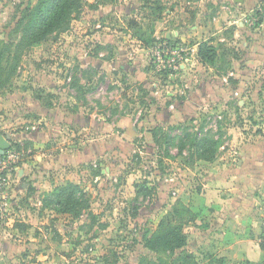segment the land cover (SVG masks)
Returning a JSON list of instances; mask_svg holds the SVG:
<instances>
[{
  "label": "rangeland",
  "instance_id": "374dc122",
  "mask_svg": "<svg viewBox=\"0 0 264 264\" xmlns=\"http://www.w3.org/2000/svg\"><path fill=\"white\" fill-rule=\"evenodd\" d=\"M36 2L0 0V134L25 170L0 197V264H264V65L246 50L264 0H80L30 44L16 23ZM193 135L217 140L214 160L191 154ZM55 178L91 211L46 204L55 187L32 182ZM160 224L185 245L154 250Z\"/></svg>",
  "mask_w": 264,
  "mask_h": 264
},
{
  "label": "trees",
  "instance_id": "16d2710c",
  "mask_svg": "<svg viewBox=\"0 0 264 264\" xmlns=\"http://www.w3.org/2000/svg\"><path fill=\"white\" fill-rule=\"evenodd\" d=\"M79 7L80 0H37L34 6L24 10L23 16L17 21L16 26L30 44H35L52 31L66 25L71 15L78 11ZM6 55L7 49L0 42V87L5 71L4 59ZM197 55L200 62L211 65L216 58V51L213 46L201 42L198 46ZM155 135L156 133H154ZM190 145L192 146L191 154L196 159L204 161L215 159L218 148L216 139L209 136L193 135ZM45 203L53 204L58 211L72 212L75 216L81 215L86 210H89L88 213L91 211L86 193L78 184L72 182L56 186ZM159 226L164 228L162 224ZM152 241L154 242V250L161 247L163 250L174 251L185 245L186 238L179 227H171L156 232ZM262 247L264 246L262 245ZM189 257V254H184V260L181 264H190Z\"/></svg>",
  "mask_w": 264,
  "mask_h": 264
},
{
  "label": "crops",
  "instance_id": "0c3cea01",
  "mask_svg": "<svg viewBox=\"0 0 264 264\" xmlns=\"http://www.w3.org/2000/svg\"><path fill=\"white\" fill-rule=\"evenodd\" d=\"M195 27H196L195 29L193 28V30H190L186 34L178 33L177 34L178 39H180L182 41H185L184 38L190 37L189 35L196 34V31H197L198 27H197V25ZM201 29H203V28H201ZM204 31H207V30H204ZM207 35H209V34H207ZM210 35H214V34L211 33ZM165 38L166 39H171V36H168V34L166 33L165 34ZM206 38H207V36H204V38H203L204 40L198 42L197 44L193 45V47H192L193 51L196 53L198 64H200L202 66H205V64H208V63L200 62L199 59H198L197 52H198L199 44L201 42H206L208 45H214L215 46V43H214L213 39H211L212 37L208 38L207 40H206ZM246 50H247V53H248V57L250 58V60L248 61L250 66L252 65L254 67H257L259 65H264V28H262V30L259 33L252 34L251 41L248 43V47H247ZM260 59H263V60H260ZM187 66L188 65L186 64L184 66V69H186ZM83 149H84V154L82 153L80 155V158H82V159L85 158L86 160H88V159L94 157L93 153H91V151H92L91 149L88 150L86 148V146ZM17 172L21 176L25 175V170L24 169L17 170ZM70 181H72V180H70ZM73 182L75 184L78 183V182H75V181H73ZM263 182H264V180H263ZM60 184H62V182H60L57 178H55L53 181L52 180H44V179L43 180H39L38 184H37V182H34V181L32 182V185L35 186L36 189H38V190H40L42 192H49L51 190V188L56 187V186H58ZM27 187H28V184H27Z\"/></svg>",
  "mask_w": 264,
  "mask_h": 264
},
{
  "label": "built area",
  "instance_id": "2783aa9c",
  "mask_svg": "<svg viewBox=\"0 0 264 264\" xmlns=\"http://www.w3.org/2000/svg\"><path fill=\"white\" fill-rule=\"evenodd\" d=\"M160 52L158 55L159 61H161V53H167L168 48L166 45L159 46ZM12 149V150H11ZM0 150V197H5L6 189L8 188V180L11 174V170H17L16 166H11L15 160V149ZM0 206V211H1Z\"/></svg>",
  "mask_w": 264,
  "mask_h": 264
},
{
  "label": "water",
  "instance_id": "95a60500",
  "mask_svg": "<svg viewBox=\"0 0 264 264\" xmlns=\"http://www.w3.org/2000/svg\"><path fill=\"white\" fill-rule=\"evenodd\" d=\"M241 1V0H238ZM10 137L8 135H2L0 134V150H6L8 148H10V142H9Z\"/></svg>",
  "mask_w": 264,
  "mask_h": 264
}]
</instances>
